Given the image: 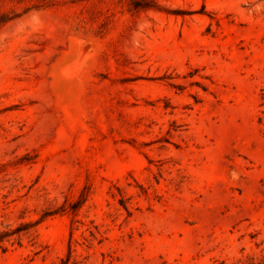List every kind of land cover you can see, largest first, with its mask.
<instances>
[{
    "label": "rangeland",
    "instance_id": "obj_1",
    "mask_svg": "<svg viewBox=\"0 0 264 264\" xmlns=\"http://www.w3.org/2000/svg\"><path fill=\"white\" fill-rule=\"evenodd\" d=\"M134 2L0 0V264H264V0Z\"/></svg>",
    "mask_w": 264,
    "mask_h": 264
},
{
    "label": "trees",
    "instance_id": "obj_2",
    "mask_svg": "<svg viewBox=\"0 0 264 264\" xmlns=\"http://www.w3.org/2000/svg\"><path fill=\"white\" fill-rule=\"evenodd\" d=\"M133 4H134V7L138 9H149V8L155 7L154 0H142V2H134ZM34 7L37 8L38 6L37 5L30 6L29 8H26L23 13L28 12L31 8H34ZM22 14L15 13V12H12V13L0 12V29L7 23L19 18ZM33 225L34 223H31V222H23L15 228L8 226L4 230H1L0 231V247L5 249L3 247V243L5 241H9L12 237H17V240L19 241L23 233L27 232L31 227H33Z\"/></svg>",
    "mask_w": 264,
    "mask_h": 264
},
{
    "label": "bare ground",
    "instance_id": "obj_3",
    "mask_svg": "<svg viewBox=\"0 0 264 264\" xmlns=\"http://www.w3.org/2000/svg\"><path fill=\"white\" fill-rule=\"evenodd\" d=\"M88 46H89V45L85 46L86 49L88 48ZM79 48H80V47H79ZM81 48H82V47H81ZM88 49H89V48H88ZM88 49H87V50H88ZM87 50H86V51H87ZM78 51H79V50H78ZM89 53H90V52H89ZM78 56H79V55H78ZM86 56H87V55H86ZM88 56H90V55H88ZM91 56H92V55H91ZM93 56H94V55H93ZM83 58H84V57H83ZM92 58H93V57H91V59H92ZM91 59H90V61H91ZM83 60H84V59H83ZM83 60H82V61H83ZM82 61H80V62H82ZM87 61H89V59H88ZM90 61H89V62H90ZM72 62H73V61H72ZM78 62H79V61H78ZM85 62H86V61H85ZM89 62H88V63H89ZM75 63H76V61H75ZM83 63H84V62H83ZM76 64L78 65V63H76ZM84 64H85V63H84ZM73 65H75V64H73ZM73 65H71V66L73 67ZM79 65H80V63H79ZM90 65H91V64H89L88 67H90ZM62 66H63V65H62ZM83 67H84V66H83ZM85 67H86V65H85ZM68 68H69V66H68ZM73 68H74V67H73ZM59 69H60V68H59ZM85 69H88V68H85ZM77 70H79V69H77ZM81 71H82V69H81ZM89 71H90V70H89ZM79 72H80V71H79ZM77 73H78V72H77ZM73 74H74V73H73ZM61 76H62V75H61ZM81 76H82V75H81ZM78 77H79V76H78ZM63 78H64V77H63ZM65 78H66V77H65ZM63 80H64V79H63ZM75 80H76V79H75ZM82 80H83V79H82ZM64 81H65V80H64ZM76 81H77V80H76ZM83 82H85V81H83ZM76 84H77V83H76ZM71 85H72V84H71ZM78 88H79V87H78Z\"/></svg>",
    "mask_w": 264,
    "mask_h": 264
}]
</instances>
